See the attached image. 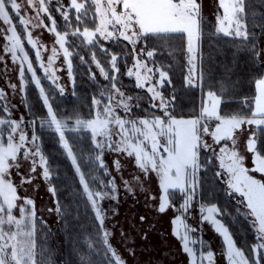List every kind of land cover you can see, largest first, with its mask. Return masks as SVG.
Wrapping results in <instances>:
<instances>
[{
    "label": "snow or ice",
    "instance_id": "obj_1",
    "mask_svg": "<svg viewBox=\"0 0 264 264\" xmlns=\"http://www.w3.org/2000/svg\"><path fill=\"white\" fill-rule=\"evenodd\" d=\"M22 7L36 12L37 23L33 24L22 14ZM218 9H222V14L217 13L216 25L209 38L223 35L239 41L238 50H247L254 61H262L264 48L259 47V37L264 36V0H218ZM53 11L64 22L62 30L58 28ZM14 17L22 26L23 36L17 31ZM44 17L49 24L44 23ZM0 22L7 25L6 28L0 26V41H3L0 52L10 56L11 63L18 66L19 86L8 81V88L23 94L30 84L33 85L46 109L45 115L32 118L29 136L24 115L19 119L12 118L16 105L10 102L6 91L0 89V264H45L46 238L41 239L42 233L37 227L38 223L43 225V221L37 215L34 200L18 194V187L32 183V174L37 168L42 170V179L51 184L54 170L42 151L37 126L55 134L59 148L78 177L82 189L78 199L94 213L95 231L83 229L77 238L74 253L79 264H126L111 243L113 232L105 226L107 210L101 205L105 200L119 203L115 177L111 176L104 160L108 152L126 154L145 179L152 175L157 178L158 191L147 198L156 202L154 207L160 214L169 209L177 213L170 221L172 234L181 241L188 264H215L214 251L204 250L202 239H194L189 234L198 232L197 227L186 222L194 208L200 223L207 222L222 237L220 255L226 264L264 262V140L257 134L264 133V74L254 81L256 94L251 101L248 98L242 101L247 113L222 114L221 104L228 102L227 99L222 100L217 92L209 90L199 113L185 118L175 114V91L169 96L161 91L172 84L169 68L164 64L157 65L158 52L149 46L157 40L164 44L181 42L179 49L186 55L187 65L184 86L202 88L204 17L200 0H68L67 6L63 0H55L54 6L53 0H0ZM30 24L32 29L44 27L54 34V46L46 63L42 50L47 49L39 37H33ZM25 42L35 50V61L43 71V79L49 81L61 96L65 88L59 83L56 72L63 69L54 68L60 56L73 85L74 56H78L92 80L96 79L91 67L94 65L100 76L109 81L98 95L92 97L90 118L56 111L54 98L42 86V77L37 74ZM104 42L121 44L122 48L114 52L105 47ZM97 50L106 57V65L98 58ZM129 58L131 66L127 64ZM4 60L5 57L0 55V62ZM119 61H124V74L134 78L135 87L150 94L151 107L159 115H133L139 104L135 96L127 95L119 86ZM221 90L226 91L223 82ZM25 106L31 111L30 105ZM251 126L254 130L249 131ZM241 132L247 133L243 147L251 154V167L245 166V155L237 148V133ZM67 133L74 136L69 137ZM85 133L89 148L81 147ZM205 137H211L212 143ZM229 141L231 144L227 143ZM214 145L219 146L218 153ZM202 150L213 153V159L219 161L215 178L227 177L224 180L226 194L239 198L242 209L237 208V213L246 210L244 215L251 220L255 243L248 248L238 247L226 226L225 217L231 216L227 209L211 201L200 202L201 174L212 162L201 161ZM21 160L30 162L27 174L20 171ZM85 164L90 168L87 172L82 170ZM113 167L120 171L119 159L114 160ZM13 169L19 177V186L12 179ZM101 171L103 176L109 177L106 183L101 179ZM256 174H260V178ZM135 179L139 183V176ZM123 184L125 191L134 195L127 179ZM48 191L52 196L57 194L55 187L49 186ZM55 211L63 218L64 210L59 202ZM112 214L117 215L118 211L114 209ZM139 219L141 223L145 221L144 216ZM121 237L126 239L123 230ZM142 238L147 239V236ZM193 245H200L201 250L197 251Z\"/></svg>",
    "mask_w": 264,
    "mask_h": 264
},
{
    "label": "trees",
    "instance_id": "obj_2",
    "mask_svg": "<svg viewBox=\"0 0 264 264\" xmlns=\"http://www.w3.org/2000/svg\"><path fill=\"white\" fill-rule=\"evenodd\" d=\"M14 19L18 21L15 17ZM73 23H75V19H73ZM17 26L21 30L19 23ZM205 29L201 42L204 57L202 90L204 92L209 90L215 91L221 96L222 100L227 99L228 102L221 104L222 114L247 113V109L244 107L242 101L245 98L251 101L255 96L254 81L261 74H264V64L261 61H254L249 51L238 50L236 45L239 41H232L223 35L209 38V33L214 30L208 26ZM21 33L23 34L22 31ZM180 43L179 41H169L167 44H164L157 40L150 42L149 46L158 52V55L155 57L157 64H164L169 68L172 84L166 85L164 89L170 94L175 91V114L177 116L190 117L193 113L198 114L200 90L198 87L185 88L184 86V75L187 71L186 55L181 54L179 49ZM104 44L105 47L110 48L114 52L120 51L122 48L121 44H109L108 42H104ZM26 46L32 54L37 73L39 75L42 74L41 69L35 61V51L29 45L26 44ZM97 56L105 65L107 64L106 57L99 50H97ZM74 57L75 84L73 94H63L61 96L49 81L42 79V84L51 92L54 98V108L57 112L67 113L68 115L76 113L81 118L87 119L90 118L92 111L91 99L94 95H98L106 86V81L97 77L95 80H92L87 68L80 64L79 59L76 60L77 58L75 57V59ZM130 60L131 58L127 60V63ZM121 62L123 61H119V63ZM120 65L119 82L125 90L131 94H144L148 96L146 90L135 87V80L133 78L126 77L124 74V62ZM28 76L30 77V74ZM222 82L226 84V91L221 90ZM26 94L28 105L31 106V111H29L30 117L45 115L46 109L43 108L41 101L38 99V90L30 84L27 87ZM141 107L143 115L160 114L146 103H142ZM36 130L37 134L41 137L42 149L48 157L51 168L54 170L51 183L56 188L59 204L64 210L63 218L61 217V230L66 252L64 263L79 264L77 255L74 253V249L78 246L77 238L83 229H87L89 232L95 231V223L93 222L94 213L86 208L78 199V193L82 190L78 184V177L74 175V169L70 165V161L63 154L62 149L59 148L55 134L51 130L40 129L39 126H37ZM66 135L69 137L74 136L73 133H67ZM259 136L261 140H264V133L259 132ZM84 137L85 139L81 147L89 148L88 134L85 133ZM201 161H209V159L206 155H201ZM82 170L87 172L90 168L85 164ZM214 172L213 165L208 163L205 172L201 174L203 186L199 196L204 202L208 203L211 201L217 203L219 207L225 208L231 213L230 217H225L226 226L229 227L237 246L242 249L248 248L255 243V234L254 229L251 227V221L243 213H237L234 202L226 194V187L215 178ZM100 176L104 181L107 180L103 176L102 171ZM40 226L43 232L48 233L49 237L50 231L48 232L46 225L40 224ZM47 240L49 241L50 239L47 238ZM47 246H44L47 253L45 264H62L54 252L55 246L53 242L47 243Z\"/></svg>",
    "mask_w": 264,
    "mask_h": 264
},
{
    "label": "rangeland",
    "instance_id": "obj_3",
    "mask_svg": "<svg viewBox=\"0 0 264 264\" xmlns=\"http://www.w3.org/2000/svg\"><path fill=\"white\" fill-rule=\"evenodd\" d=\"M54 2L55 0H53V6ZM63 3L65 4V6H67L68 0H63ZM200 3L202 5V14L204 17L203 31L206 30L205 27L207 26L214 30V26L216 25V15L218 12L222 14V9H218V0H200ZM21 12L27 18H30L33 24L37 23L36 12L34 10L29 9L27 7H22ZM53 15L57 18L58 28L62 30L64 24L62 18H60L59 14L55 11H53ZM13 22L16 23V25H18L19 23L15 19L13 20ZM44 23H50L46 17H44ZM90 25L91 24H89V26ZM0 26H3L5 28L7 27V25H2V22H0ZM29 29L32 30L33 37H39L40 42L47 49L46 51L42 50V56L46 63L47 57L51 55L50 50L54 46V34H51L44 27H36L35 29H32V24L29 25ZM17 31L20 33L21 31L23 32L22 26L21 30L17 26ZM23 35L24 33L22 34V36ZM0 43H3V41H0ZM26 44L27 43L25 42V48L26 50H28ZM55 46L57 48L59 47L58 45ZM260 48H264V36H260ZM0 55H3L5 57L4 62H0V89H4L6 91V94L8 95L10 102L16 105V107L12 110V118L19 119L21 115H24L26 121L25 130L28 132L29 136H31L32 129L30 127V123L32 117H30L29 110L25 106L28 105V99L26 98L27 88L25 90V93L23 94H21L18 90L16 92H11V90L8 88V81L16 83L19 86L18 66L13 65L11 63V58L7 54L0 52ZM29 56L32 59L34 65V60L30 51ZM75 57L74 58L76 60L79 59L78 56ZM123 62H121L120 64H122ZM261 63L264 64V58H262ZM127 64L128 66H131L132 60H130ZM91 67L96 77L103 79V77L100 76L99 71L95 68V66L92 65ZM54 68L63 69L61 71H57L56 74L60 77L59 83L65 88L64 95L73 94L74 85L69 80L66 65L64 64L62 56H60V58L56 61ZM41 72L42 74H40V76L43 79L42 69ZM26 75L28 74L26 73ZM108 84L109 81H106V85ZM42 86L44 85L42 84ZM119 86L122 88L123 91H125L127 95H132L137 98L136 103L139 104V107L134 108L133 115L146 116L142 114L141 105L142 103H146L151 106L152 101L149 99L150 94L148 93V96H145L144 94H131L127 92L121 84H119ZM198 88L200 90V109L201 102L204 99L206 92H204L201 87ZM161 91L165 96L171 95L170 93L166 92L164 88L161 89ZM211 123L214 124L215 121H212ZM252 130H254V126H251L249 128V131ZM257 134L259 135V132ZM246 135L247 133L244 132L237 133V148L240 154L245 155V166L251 167V154L246 153L243 147ZM205 139L208 141V143H212L211 137H205ZM227 143L231 144L230 141ZM214 148L218 153L219 146L214 145ZM201 155H206L209 160H212L211 164L214 167V171L219 170V161L213 159V153L202 150ZM116 159H119L121 164V169L119 172H117L113 167V162ZM104 160L108 165L111 176L115 177L119 195V203H116L111 200H105L101 202L102 207L107 210L108 218L105 221V226L113 232L111 243L116 248L118 253L122 256V258L126 261V264H188L187 255L182 251L181 241L178 240L172 234L173 226L170 221L177 213L169 209L164 214H160L158 211H156L154 207L156 202L151 201L147 198L150 193H157V178L152 175L145 179L143 173H141L138 169L134 167L133 159L127 157L126 154L117 155L116 153L108 152L105 154ZM29 167L30 162L21 160L20 171L22 173L27 174ZM12 171V179L14 183L19 186L20 180L19 177L15 175L16 170L13 169ZM32 175L34 177L32 183L26 184L23 187H18V194L21 196L31 197L34 200L38 217L40 218V220L43 221V224L46 225V227L48 228V232L50 231V236L48 237V233L43 232L40 224H37V227L42 232L41 239L43 240L46 238V243L44 244V246H47V243L52 241L55 246L54 252L59 257L60 262L62 264H65L64 258L66 256V252L65 243L62 235L63 233L61 230V215H59L55 211L57 202H59V200L57 198V194L56 196H52L51 193H49L48 191V187H54V185L52 183L49 184L48 182L42 179V170L40 168H37V171ZM137 176H139V183L135 179V177ZM256 176L257 178H260V174H256ZM106 178L107 180L109 179V177ZM124 179H127L130 182L131 186L133 187L134 195L129 194L125 191L123 184ZM226 179L227 177H224L222 179H219L218 181L226 187L227 191V186L224 183V180ZM107 180H105V183L107 182ZM141 184L143 190H141ZM229 198L231 199V201L234 202L235 209H242V205L239 203L238 197L233 198L229 196ZM176 202L179 203V200L177 199ZM200 202L206 203L201 198ZM49 209H52V211H49ZM114 209L118 211L117 215L112 214ZM244 211L246 210L241 211L243 215ZM141 216L145 217V221L143 223H141L139 219ZM186 222L190 226L198 228V232L189 233L190 236L194 239H202V244L205 246L204 250L214 251L215 264H226V261L220 255L223 245L222 237H220L219 234L215 233L214 229L207 222L203 224L200 223V218L196 214L195 208L193 209L191 216L186 218ZM121 230H123V232L125 233L126 239H122ZM144 235L147 236V239L142 238ZM47 238H49L50 240L48 241ZM192 247H194L197 251L201 250L200 245H193ZM132 252H134V255L131 254ZM205 264H207V262H205Z\"/></svg>",
    "mask_w": 264,
    "mask_h": 264
}]
</instances>
